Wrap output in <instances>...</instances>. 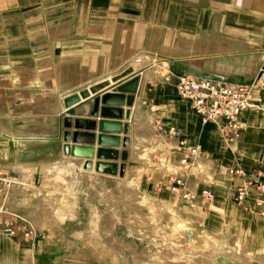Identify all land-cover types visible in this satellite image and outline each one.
<instances>
[{
	"label": "crops",
	"instance_id": "1",
	"mask_svg": "<svg viewBox=\"0 0 264 264\" xmlns=\"http://www.w3.org/2000/svg\"><path fill=\"white\" fill-rule=\"evenodd\" d=\"M263 54L264 0H0V175L41 179L53 165L69 161L81 177L112 175L86 171L85 159L64 154L65 100L103 83L96 95L119 93L138 78L132 106L125 94L124 106L111 107L122 118L109 119L130 125V147L106 148L116 156L105 162L136 173L147 163L137 160L136 139L147 148L156 140L159 157L170 151L172 170L192 195L173 193L170 175L159 171V202L261 258L264 207L258 190L250 187L241 205L235 195L250 175L264 183V89L254 92L252 108L240 115L241 134L233 138L217 124H203L176 86L182 75L250 85ZM93 97L74 106V118H89ZM118 136L126 137L123 131ZM91 147L95 155L103 149L97 142ZM195 147L199 157L183 168V150ZM237 169L247 177L232 175ZM207 190L211 201L201 196ZM45 206L32 191L15 189L10 197L11 210L34 224L46 222ZM21 252L28 251L0 236V264H21Z\"/></svg>",
	"mask_w": 264,
	"mask_h": 264
},
{
	"label": "rangeland",
	"instance_id": "2",
	"mask_svg": "<svg viewBox=\"0 0 264 264\" xmlns=\"http://www.w3.org/2000/svg\"><path fill=\"white\" fill-rule=\"evenodd\" d=\"M153 153H147V163L139 165L133 179L129 170L95 174L94 180L81 178L83 172L74 167L65 169L75 178L69 185L62 169L47 171L41 179L16 176L28 185L19 188L21 192L32 191L45 203L46 222L34 224L14 212L34 236L8 237L2 228L0 236L27 249L26 255L20 254L21 264H264V256L247 254L232 240L209 233L202 224L163 206L159 171L168 175L174 171L167 158L170 151L163 157ZM128 189L142 197L131 198Z\"/></svg>",
	"mask_w": 264,
	"mask_h": 264
},
{
	"label": "built area",
	"instance_id": "3",
	"mask_svg": "<svg viewBox=\"0 0 264 264\" xmlns=\"http://www.w3.org/2000/svg\"><path fill=\"white\" fill-rule=\"evenodd\" d=\"M141 62L140 58L135 60L137 64ZM176 88L180 98L190 102L193 111L203 124H217L224 136L239 137L242 130L241 113L252 108L254 92L264 89V54L259 76L250 85L223 83L211 77L182 75L177 79ZM172 134L174 137L179 136L175 131H172ZM200 152L199 147L183 150L181 166L183 168L192 166L190 161L198 158ZM231 174L241 178L247 177V174L240 169L231 171ZM249 177L251 181L238 189L235 200L240 205L245 203L251 193L250 187L255 186L260 195L258 205L264 207V183L260 181L258 174ZM169 182V188L173 193L181 194L184 199L192 196L183 191L185 183L177 173L170 175ZM19 188L27 189L28 185L19 177L7 173L0 175V228L8 237L22 234L25 238H31L34 234L30 226L10 208L11 194ZM201 196L208 201L213 198L209 190L203 191Z\"/></svg>",
	"mask_w": 264,
	"mask_h": 264
},
{
	"label": "water",
	"instance_id": "4",
	"mask_svg": "<svg viewBox=\"0 0 264 264\" xmlns=\"http://www.w3.org/2000/svg\"><path fill=\"white\" fill-rule=\"evenodd\" d=\"M139 79L135 78L127 84L119 88V93H107L104 95H96L101 89L107 86L106 83L100 84L89 91H84L80 95H74L65 100L66 118L63 121V141L64 154L73 158L85 159L83 169L97 173H105L109 171L110 174L116 175L117 168L114 164L105 162L108 158H115L116 154L106 148H119L122 146L126 149L130 147V125H124L119 122L110 121L109 119H121L123 112L113 108L122 107L125 104V94L131 96L127 98L126 103L130 107L133 103V94L137 90ZM91 95L94 96L93 108L89 113V118L80 119L75 117L74 106L78 104L81 99H90ZM103 105L104 108H100ZM129 117V113L126 114ZM101 118V121H97ZM74 118V119H73ZM98 131L99 135L93 133ZM123 131L125 138L121 139L118 135ZM97 142L100 149L95 155V150L91 147ZM97 159L98 162L93 165V160Z\"/></svg>",
	"mask_w": 264,
	"mask_h": 264
},
{
	"label": "bare ground",
	"instance_id": "5",
	"mask_svg": "<svg viewBox=\"0 0 264 264\" xmlns=\"http://www.w3.org/2000/svg\"><path fill=\"white\" fill-rule=\"evenodd\" d=\"M141 124H139V126H140ZM158 140V139H157ZM154 141H156V140H154ZM151 142V145H152V147L151 148H147L146 147V142L142 139V138H137L136 139V143L137 144H135V154H136V156H137V160L138 161H145L146 160V155H147V153L149 152V151H151L152 150V154H154L153 152H158L159 151V146H158V144H159V142H158V144L156 143V142ZM151 154V155H152ZM76 163L75 162H71V161H69L68 162V164H60V165H57V166H55V165H53V167H51L50 169H49V171H50V173L53 171V170H55V169H62L64 172H65V175H66V177H65V179H67V184L69 185L70 183H71V181L73 180V178L74 177H71V175H69V173H67L66 172V170L65 169H67V167H74L75 169H78L77 168V165H75ZM152 164V163H151ZM148 166H150V164L148 165ZM153 167V166H152ZM44 168V167H43ZM141 168V167H140ZM47 170V169H46ZM48 171V170H47ZM136 172V171H135ZM138 172L139 171H137L136 173H133V174H131L130 176H129V179H133V178H135L136 177V175L138 174ZM44 173V172H43ZM46 173V172H45ZM202 175H203V172H202ZM204 175H205V173H204ZM84 176H85V174H84ZM201 176V175H200ZM68 177H70V179H68ZM80 178V177H79ZM82 178V177H81ZM90 178V177H89ZM75 179V178H74ZM80 181H81V179H80ZM92 181V180H91ZM85 182H87L88 183V180H86ZM90 182V181H89ZM66 183V182H65ZM47 184V180L45 179L44 180V185H46ZM95 184V183H94ZM93 185V184H92ZM66 186V185H65ZM91 186V185H90ZM68 187V186H67ZM95 187V186H94ZM45 188V187H44ZM47 188H49V187H47ZM127 193V192H126ZM135 194H136V191H135V193H134V190L133 189H128V195L131 197V198H133V199H140L141 197H140V195H136L135 196ZM242 260V259H241Z\"/></svg>",
	"mask_w": 264,
	"mask_h": 264
}]
</instances>
